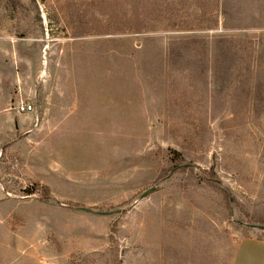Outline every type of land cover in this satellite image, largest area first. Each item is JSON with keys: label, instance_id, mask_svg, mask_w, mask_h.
<instances>
[{"label": "rangeland", "instance_id": "1", "mask_svg": "<svg viewBox=\"0 0 264 264\" xmlns=\"http://www.w3.org/2000/svg\"><path fill=\"white\" fill-rule=\"evenodd\" d=\"M257 226L264 0H0V264H264Z\"/></svg>", "mask_w": 264, "mask_h": 264}, {"label": "crops", "instance_id": "2", "mask_svg": "<svg viewBox=\"0 0 264 264\" xmlns=\"http://www.w3.org/2000/svg\"><path fill=\"white\" fill-rule=\"evenodd\" d=\"M253 246H244L241 248L238 256L236 264H253V256L251 254Z\"/></svg>", "mask_w": 264, "mask_h": 264}, {"label": "built area", "instance_id": "3", "mask_svg": "<svg viewBox=\"0 0 264 264\" xmlns=\"http://www.w3.org/2000/svg\"><path fill=\"white\" fill-rule=\"evenodd\" d=\"M33 110L32 106L30 104L21 103L18 106V112L21 114H28Z\"/></svg>", "mask_w": 264, "mask_h": 264}, {"label": "water", "instance_id": "4", "mask_svg": "<svg viewBox=\"0 0 264 264\" xmlns=\"http://www.w3.org/2000/svg\"><path fill=\"white\" fill-rule=\"evenodd\" d=\"M152 190H153V189L148 190L145 194L150 193ZM145 194H144V195H145ZM84 210H86V211H90V212L92 211V210H88V209H85V208H84ZM99 213H100V214H104L103 212H99ZM109 213H112V212H109ZM257 228L264 230V226H257Z\"/></svg>", "mask_w": 264, "mask_h": 264}]
</instances>
